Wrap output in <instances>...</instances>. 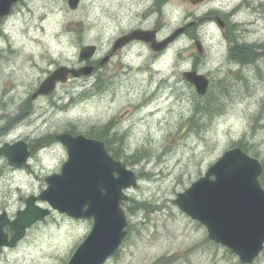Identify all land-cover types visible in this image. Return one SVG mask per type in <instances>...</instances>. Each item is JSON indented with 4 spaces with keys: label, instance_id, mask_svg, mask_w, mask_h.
Returning <instances> with one entry per match:
<instances>
[{
    "label": "rangeland",
    "instance_id": "374dc122",
    "mask_svg": "<svg viewBox=\"0 0 264 264\" xmlns=\"http://www.w3.org/2000/svg\"><path fill=\"white\" fill-rule=\"evenodd\" d=\"M68 1L21 0L0 26V147L24 140L31 150L22 167L0 155V213L14 219L26 197L47 188L46 176L60 172L68 153L57 134L74 129L98 138L92 129L112 122L109 138L118 137H106L108 151L114 157L121 151L139 185L125 189L128 233L105 264H241L173 199L237 144L264 161V57L239 66L228 57L234 41L220 24L199 20L209 12L231 13L239 25L230 30L236 40L246 25L245 40L262 43L264 0H81L76 9ZM193 21L163 52L132 43L93 75L32 97L58 66L81 65L85 45L95 44L92 60L102 59L134 28L157 29L163 39ZM188 70L208 76L205 95L183 78ZM37 204L51 214L16 246L5 247L0 264H67L90 233L93 219H76L39 198ZM5 231L13 234L9 226ZM253 264H264V250Z\"/></svg>",
    "mask_w": 264,
    "mask_h": 264
},
{
    "label": "water",
    "instance_id": "95a60500",
    "mask_svg": "<svg viewBox=\"0 0 264 264\" xmlns=\"http://www.w3.org/2000/svg\"><path fill=\"white\" fill-rule=\"evenodd\" d=\"M18 1L0 0V24ZM80 1L69 0V5L75 9ZM191 1L196 4L202 0ZM185 29L178 28L164 40H157L155 29H134L115 41L111 53L101 64H106L112 54L134 40L151 43L155 51H162ZM197 46L201 48L198 41ZM96 50L94 44L84 46L80 50V60H89ZM93 70V65H61L40 84L33 97L50 95L58 82L69 80L70 74L77 78L90 75ZM183 76L196 85L200 94L207 92L209 80L205 74L186 71ZM57 138L66 146L68 159L59 173L45 178L48 186L39 197L70 216L94 219L90 233L76 248L68 264H104L127 235L128 219L122 205L128 195L124 189L138 186V176L114 158L101 140L69 132L60 133ZM30 154L24 140L0 147V155H4L11 166H23ZM263 170L258 158L240 147H233L173 200L185 213L206 226L212 240L237 254L242 264H252L264 250V188L259 179ZM36 200L34 195L27 197L26 208L19 210L13 220L6 211L0 213V252L4 246H15L29 227L50 214V209L40 207ZM7 224L14 230L11 238L4 230Z\"/></svg>",
    "mask_w": 264,
    "mask_h": 264
},
{
    "label": "flooded vegetation",
    "instance_id": "af4514ba",
    "mask_svg": "<svg viewBox=\"0 0 264 264\" xmlns=\"http://www.w3.org/2000/svg\"><path fill=\"white\" fill-rule=\"evenodd\" d=\"M226 19H224L225 21H224V27H225V29H224V33H225V35H227L228 34V27H229V23L227 22V20H228V17H225ZM245 36H246V32H243L242 34H241V39L242 40H239V44H238V49H237V52H242V51H247L248 53H249V55H250V58L252 57V52H258V51H260L262 54H263V56L262 57H264V46H262L261 48H260V50H258V48H256L255 46H254V44L255 43H253L252 41H244V39H245ZM135 42H137V41H135ZM134 42V43H135ZM264 45V44H263ZM240 55H243V54H240ZM245 55H247V54H245ZM100 59H96V60H93L92 62H90L91 64H93V65H95V68L97 69H99L100 68ZM241 63V62H240Z\"/></svg>",
    "mask_w": 264,
    "mask_h": 264
},
{
    "label": "trees",
    "instance_id": "16d2710c",
    "mask_svg": "<svg viewBox=\"0 0 264 264\" xmlns=\"http://www.w3.org/2000/svg\"><path fill=\"white\" fill-rule=\"evenodd\" d=\"M159 3H163V1L162 0H157V5H159ZM159 10V9H158ZM230 57H236V55L234 54V53H230ZM206 107L207 106H204V108L206 109ZM209 111H211V110H209ZM113 129V126H112V122H110L109 124H107V125H105L104 127H102L100 130H99V132H94V129H92V136H95V137H98V138H100V139H104V140H106L107 141V139H106V137L108 138V140H113V139H116L117 137H118V134H115V133H113L112 134V136L109 138V135H110V131ZM71 132H73V133H75L76 132V130H74V129H72V130H70ZM52 136H54V135H52ZM240 145H242V144H240ZM242 147L245 149V150H247V148L244 146V145H242ZM119 149V148H118ZM114 155H115V157H118V158H120L121 157V151L120 150H116L115 152H114ZM139 154L137 155V156H135V155H131V157H137V159H139ZM131 157H129V158H131ZM262 180H263V178H261Z\"/></svg>",
    "mask_w": 264,
    "mask_h": 264
},
{
    "label": "bare ground",
    "instance_id": "6f19581e",
    "mask_svg": "<svg viewBox=\"0 0 264 264\" xmlns=\"http://www.w3.org/2000/svg\"><path fill=\"white\" fill-rule=\"evenodd\" d=\"M240 27H241V25H240ZM244 29H246V25H245V28ZM247 30V29H246ZM37 41H38V39H36Z\"/></svg>",
    "mask_w": 264,
    "mask_h": 264
}]
</instances>
